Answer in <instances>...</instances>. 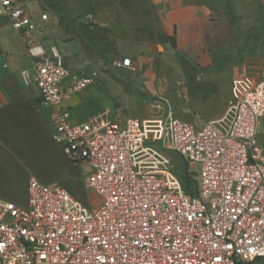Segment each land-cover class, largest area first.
Segmentation results:
<instances>
[{"label": "built area", "instance_id": "obj_1", "mask_svg": "<svg viewBox=\"0 0 264 264\" xmlns=\"http://www.w3.org/2000/svg\"><path fill=\"white\" fill-rule=\"evenodd\" d=\"M0 6L37 59L21 76L55 112L51 137L68 161L89 168L84 184L95 196L86 205L58 183L30 178L25 204L0 201V264H261L264 78L235 76L225 111L200 126L163 96L147 118L120 121L105 107L72 123L62 102L95 74L70 71L55 46L47 52L28 34L35 16L48 20L45 11L18 0ZM113 66L137 69L130 59ZM167 151L186 163V181Z\"/></svg>", "mask_w": 264, "mask_h": 264}, {"label": "crops", "instance_id": "obj_2", "mask_svg": "<svg viewBox=\"0 0 264 264\" xmlns=\"http://www.w3.org/2000/svg\"><path fill=\"white\" fill-rule=\"evenodd\" d=\"M18 1L31 10L41 6L48 12L47 21L34 17L36 28L28 32L30 36L47 52L55 46L70 71L96 76L86 89L63 100L72 123L115 106L108 95L109 67H105L113 66L117 56L130 59L137 67L133 73L143 78L148 74L143 61L159 56L167 71L161 76L166 77V88L185 94V108L224 110L231 81L249 58L248 54L232 57V51L238 49L240 54L255 39L264 46V0H229L237 21L226 18L220 0ZM36 60L0 6V201L25 204L28 181L36 178L62 185L87 204L84 179L89 168L68 161L51 137L53 108L41 102L34 82L25 84L22 79V70L33 74ZM233 60L241 62L229 63ZM131 75L120 79L134 82ZM222 112L202 111V123ZM113 115L117 117L116 111Z\"/></svg>", "mask_w": 264, "mask_h": 264}, {"label": "rangeland", "instance_id": "obj_3", "mask_svg": "<svg viewBox=\"0 0 264 264\" xmlns=\"http://www.w3.org/2000/svg\"><path fill=\"white\" fill-rule=\"evenodd\" d=\"M222 2V11L225 14L226 18L231 21H237V18H234L230 12V10L227 9L225 2L226 0H220ZM41 5V4H40ZM36 12H42L47 11L45 8L41 7L38 9H34ZM48 14V12H46ZM73 18V14L70 15ZM49 18V16H48ZM251 36V33H249V37ZM258 39H255L254 41H257ZM251 42L246 49L243 48V50L240 52V54L237 52L238 49L233 50L232 57H244L246 54H248L249 58L247 60L248 65L244 66L243 70L239 75H246L250 77L251 79H261L264 78V46H261L256 44L255 42ZM158 51L162 50L161 46L157 47ZM119 59H123L124 57H119ZM116 59V58H115ZM237 60V59H236ZM229 61V63H240L241 61ZM244 62V61H243ZM108 65L110 62H107ZM144 67L147 70V76L141 77L136 73L134 74L132 71L124 69V68H117L115 66H106L105 68H108L109 72V82L108 85L106 83V86L109 88L108 91L110 94L109 96H113L115 106H108V108L111 110V112L116 111L117 118L120 121L125 120L127 117H142L147 118L150 117V114H152V103L155 99H161L159 96L165 97L170 104L172 112L179 118L185 119L191 123H193L195 126H200L202 123V111H207L208 113L212 112H224V110H218V109H206L202 110L198 107L196 108H185L184 106V100L187 99L184 93H178V92H169L166 88L167 82L165 81V78L163 79L161 76L164 74H167V71L162 68V64H164V60H161L159 56H155L154 60L151 61H143ZM113 64V62H112ZM113 68V70H112ZM116 73H115V72ZM137 71V69H136ZM150 71V73L148 72ZM135 72V71H134ZM104 74V72H103ZM131 75L129 78H132L135 80L134 82H127L120 79V77L124 75ZM141 74V73H140ZM120 75V76H118ZM136 75V76H135ZM105 76V74H104ZM118 76V77H117ZM100 77V76H99ZM102 78V77H100ZM138 89V90H137ZM107 93V92H106ZM227 93V92H226ZM231 97V91L229 94V98ZM112 98V97H111ZM112 99V100H113ZM105 107V106H104ZM166 107V106H165ZM167 109V107H166ZM222 112V113H223ZM195 115H198L199 119L196 120L194 118ZM264 127V123L260 125L259 132L260 137L262 140H264V135L262 134ZM168 155L171 158V164L173 165L172 170L175 171L178 174V177L182 181H186V171H187V165L183 161L180 155L174 153L173 151H167ZM191 170L195 171L196 168H191ZM89 194V202L86 205H91L93 198L95 197L94 194L88 190ZM84 203V202H83ZM261 264H264V260L261 262Z\"/></svg>", "mask_w": 264, "mask_h": 264}, {"label": "trees", "instance_id": "obj_4", "mask_svg": "<svg viewBox=\"0 0 264 264\" xmlns=\"http://www.w3.org/2000/svg\"><path fill=\"white\" fill-rule=\"evenodd\" d=\"M225 5H226L228 10H231L230 5H229V0H226Z\"/></svg>", "mask_w": 264, "mask_h": 264}]
</instances>
